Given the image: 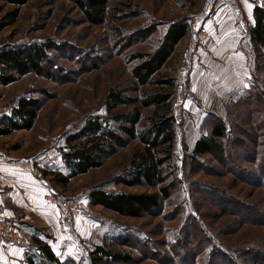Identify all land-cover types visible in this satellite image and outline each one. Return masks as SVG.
<instances>
[{
  "label": "rangeland",
  "instance_id": "rangeland-1",
  "mask_svg": "<svg viewBox=\"0 0 264 264\" xmlns=\"http://www.w3.org/2000/svg\"><path fill=\"white\" fill-rule=\"evenodd\" d=\"M202 3L203 0H110L113 12L109 15V26L104 27L84 22L79 10L67 0H31L19 9L16 23L0 33V46L48 40L61 44L62 53L52 51V54L68 71L57 81L28 74L9 86L0 87V117L9 115L21 97H37L43 102L32 130L0 137V151L5 150L13 162L24 163L28 175V179L14 182L16 191H21L22 199L26 200V193L34 200L29 208H16V218L8 211L12 217L8 220L20 232L21 241L9 244L11 249L3 254L0 249V264H27L28 254L34 250L33 235L49 243L61 260L71 258L81 264H89L87 257L96 247L119 237L141 238L136 245L114 246L131 252L135 264H192L186 253L190 256L195 252L198 247L195 238L184 250L175 248L176 242H183L187 235L195 237L201 233L204 237L206 228L213 241L219 240L224 249L241 258L249 251L264 252V189L237 180L213 157L202 158L203 172L189 181L183 180L184 171L180 170L178 175L182 177L178 179L183 182L177 184L176 192L163 202L161 209L142 218L123 217L92 206L89 201L90 192L102 184L111 185L108 190L116 193L157 192L153 188H130L115 183L130 168L134 153L142 150L138 140L129 141L103 167L74 178L66 189L54 180L55 174H66L61 159L66 136L90 116L106 115L104 103L112 88L133 85L132 69L138 62H132L130 55L156 51L169 25L184 19L189 21L188 35L154 77L175 81L179 158L189 154L200 137L210 134V115L226 120L241 143L257 151L264 149V52L249 40L251 8L255 3L218 0L207 17L201 14ZM15 9L0 2V19ZM197 21L206 36L191 55L189 71L184 72V53L195 40L192 30ZM116 27L121 28L127 42L130 39L129 47L120 48L115 44ZM150 27L156 32L140 39L142 32ZM235 27L239 29L238 35L232 32ZM81 63L84 67L98 66L81 72ZM159 89L149 85L138 94ZM180 90L184 97L181 107L178 106ZM143 113L150 111L143 110ZM235 158L228 162L252 167L248 160ZM215 189L234 199L236 204L228 206L226 211L219 207L215 201L220 193L216 196ZM41 202L46 204L45 211L34 208V203L37 206ZM246 205L253 207L257 216H243ZM3 207L9 210L7 205ZM190 216H196L199 221L190 220ZM207 255L199 253L197 264H202ZM242 259V264H253Z\"/></svg>",
  "mask_w": 264,
  "mask_h": 264
},
{
  "label": "trees",
  "instance_id": "trees-1",
  "mask_svg": "<svg viewBox=\"0 0 264 264\" xmlns=\"http://www.w3.org/2000/svg\"><path fill=\"white\" fill-rule=\"evenodd\" d=\"M30 1L0 0L5 5L17 8L0 19V33L16 23L19 18V9ZM67 1L79 10L84 22L91 26H109V15L113 12L110 0ZM254 20L255 25L249 31L250 38L264 52V11L257 5L254 9ZM189 28L187 19L174 22L169 25L156 51L130 55L132 62H138L132 69L133 85L128 88H112L104 103L106 115L90 116L80 128L66 136L65 150H61L66 174H55L54 180L58 186L66 189L74 178L103 167L105 162L117 154L129 141L138 140L142 150L134 153L130 168L117 177L115 183L130 188H153L157 192L116 193L108 190L111 185L102 184L89 194L92 206L103 207L123 217L142 218L150 215L161 209L163 202L172 197L173 192H176L177 184H181L183 180L189 181L194 175L203 172L201 159L207 156L213 157L224 165L225 170L236 176L237 180L264 189V149L259 148L257 151L244 142L241 143L238 139L239 135L237 137L233 135V129L229 128V124L224 119L210 115V134L200 137L192 151L189 154H183L182 159L179 158L176 144L180 124L175 117L173 91L175 81L154 79V77L168 63L178 44L186 38ZM154 32H156L155 28L150 27L142 32L143 35L139 38H146ZM114 33L118 37L115 44H119L120 48L130 46V39L127 42L128 39L122 37L121 28L116 27ZM52 51L62 53L63 46L50 40L29 44H2L0 46V87L9 86L28 74L47 77L54 81L64 78L68 71L58 63ZM93 60L90 61L93 62ZM95 66L98 65L84 67L81 63L79 71L88 72L96 68ZM149 85L159 86L160 89L152 93L138 94L142 88ZM42 105L40 98L21 97L9 115L0 117V137H7L18 131L32 130ZM121 108H131V110L121 112L119 111ZM143 110H148L150 113L145 115ZM232 157H236L237 160H248L252 167H244L242 163L230 164L228 161ZM180 170L184 171L183 180L178 179ZM169 179L171 181L168 183ZM214 192L216 196L220 193V198L217 196L215 203L225 211L228 206L236 204L234 199L226 197L222 191L215 189ZM244 210L246 213H241L243 216H252V218L257 216L253 207L248 208L246 205ZM195 217L190 216V220L199 221ZM197 231L199 233L200 229ZM204 231L207 233L204 237L201 233H199L200 236L195 237L187 235L183 242L179 240L176 242L175 248L184 250L195 238L198 247L190 256L186 253V256L191 257L192 264H197L196 259L202 252L208 254L202 264H242L240 260L242 258L246 263L264 264V252L261 249L255 252L249 251L245 257L241 258L239 254L224 249L219 240L213 241L207 228ZM32 240L35 247L33 254H28V264H81L71 258L66 261L61 260L51 245L39 239L37 235H34ZM139 240L141 242V238L137 237L112 239L110 244L96 247L91 251L87 261L89 264H135L136 259L131 252L117 250L114 246L120 243L123 246H130L133 243L136 245L139 244Z\"/></svg>",
  "mask_w": 264,
  "mask_h": 264
},
{
  "label": "crops",
  "instance_id": "crops-1",
  "mask_svg": "<svg viewBox=\"0 0 264 264\" xmlns=\"http://www.w3.org/2000/svg\"><path fill=\"white\" fill-rule=\"evenodd\" d=\"M253 5V4H252ZM254 9L255 5L252 6L251 12H252V22L250 23V28L255 25V20H254ZM239 29L237 27L233 28L232 32L235 35L239 34ZM250 30V29H249ZM249 40L251 41L250 35H249ZM252 42V41H251ZM253 43V42H252ZM13 157L8 155V153L5 150L0 151V206L7 205L9 210H6L4 213V216L6 218L11 219L12 217L16 218L14 210L16 208H29L34 200L30 199L27 197V194L25 193L24 195L26 196V200L22 199L23 195L21 191H16L14 187V182L20 179H28V175L26 172V169L24 168V163L15 161L12 159ZM24 198V197H23ZM27 199L29 200V203H27ZM35 207L34 208H40L43 211H45V205L44 203H38L37 206L34 203L33 204ZM50 206V205H49ZM8 211H11L12 217L9 215ZM23 218V217H22ZM12 220V219H11ZM34 235L31 237V247L34 248L35 246L32 244V239ZM5 247H0L2 254L4 251H7L8 248L11 249V245L9 244H4ZM11 251V250H10ZM28 264V262H27Z\"/></svg>",
  "mask_w": 264,
  "mask_h": 264
},
{
  "label": "built area",
  "instance_id": "built-area-1",
  "mask_svg": "<svg viewBox=\"0 0 264 264\" xmlns=\"http://www.w3.org/2000/svg\"><path fill=\"white\" fill-rule=\"evenodd\" d=\"M218 0H203L202 3V10L201 14L204 17L209 16L213 9L215 8V5ZM255 5H257L260 9L264 11V0H252ZM200 22L195 23V28L192 30V35L195 38L194 41L189 44V47L184 53V72L189 71V67L191 65V55L196 49L201 46L204 43V38L206 36V33L203 29L200 28L199 25ZM186 74V73H184ZM183 86H185V83H183ZM184 103V97L182 95V90H180L179 93V99H178V106L181 107ZM179 177H182L181 174H179ZM5 209L3 206H0V244H13L15 242L21 241L20 232L17 230V228L12 224L11 221L8 220L4 216Z\"/></svg>",
  "mask_w": 264,
  "mask_h": 264
}]
</instances>
